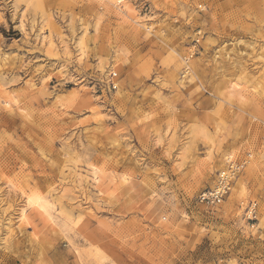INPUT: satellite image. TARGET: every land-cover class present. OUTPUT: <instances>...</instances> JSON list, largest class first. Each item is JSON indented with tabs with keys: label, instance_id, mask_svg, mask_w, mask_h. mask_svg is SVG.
<instances>
[{
	"label": "rangeland",
	"instance_id": "1",
	"mask_svg": "<svg viewBox=\"0 0 264 264\" xmlns=\"http://www.w3.org/2000/svg\"><path fill=\"white\" fill-rule=\"evenodd\" d=\"M0 264H264V0H0Z\"/></svg>",
	"mask_w": 264,
	"mask_h": 264
},
{
	"label": "bare ground",
	"instance_id": "2",
	"mask_svg": "<svg viewBox=\"0 0 264 264\" xmlns=\"http://www.w3.org/2000/svg\"><path fill=\"white\" fill-rule=\"evenodd\" d=\"M237 88H238V87H237ZM6 104L9 105L8 100H7ZM230 181H231V180H230ZM239 184H240L239 180L235 179V180H234L235 188H236L237 186H239ZM33 203L35 204L36 207H38L40 210L43 211L42 207L38 204L37 200H33ZM44 214H45V213H44ZM42 215H43V213H42Z\"/></svg>",
	"mask_w": 264,
	"mask_h": 264
},
{
	"label": "built area",
	"instance_id": "3",
	"mask_svg": "<svg viewBox=\"0 0 264 264\" xmlns=\"http://www.w3.org/2000/svg\"><path fill=\"white\" fill-rule=\"evenodd\" d=\"M221 193V192H220ZM220 193H218V194H215V196H219L220 195Z\"/></svg>",
	"mask_w": 264,
	"mask_h": 264
}]
</instances>
